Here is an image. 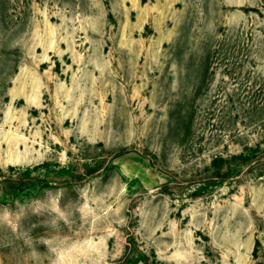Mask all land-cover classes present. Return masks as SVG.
<instances>
[{"label":"rangeland","instance_id":"rangeland-1","mask_svg":"<svg viewBox=\"0 0 264 264\" xmlns=\"http://www.w3.org/2000/svg\"><path fill=\"white\" fill-rule=\"evenodd\" d=\"M0 264H264V0H0Z\"/></svg>","mask_w":264,"mask_h":264}]
</instances>
